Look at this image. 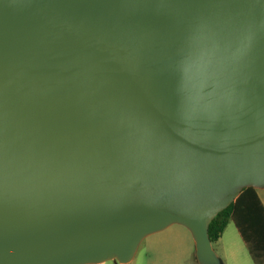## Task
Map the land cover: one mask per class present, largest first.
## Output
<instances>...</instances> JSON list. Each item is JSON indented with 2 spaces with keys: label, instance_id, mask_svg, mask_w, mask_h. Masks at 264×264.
Wrapping results in <instances>:
<instances>
[{
  "label": "water",
  "instance_id": "water-1",
  "mask_svg": "<svg viewBox=\"0 0 264 264\" xmlns=\"http://www.w3.org/2000/svg\"><path fill=\"white\" fill-rule=\"evenodd\" d=\"M264 189V0H0V264L130 262Z\"/></svg>",
  "mask_w": 264,
  "mask_h": 264
},
{
  "label": "rangeland",
  "instance_id": "rangeland-1",
  "mask_svg": "<svg viewBox=\"0 0 264 264\" xmlns=\"http://www.w3.org/2000/svg\"><path fill=\"white\" fill-rule=\"evenodd\" d=\"M264 200V189H257ZM212 249L222 264H255L233 221H229ZM99 264H120L107 260ZM127 264H198L191 233L182 225L172 224L146 236Z\"/></svg>",
  "mask_w": 264,
  "mask_h": 264
},
{
  "label": "trees",
  "instance_id": "trees-1",
  "mask_svg": "<svg viewBox=\"0 0 264 264\" xmlns=\"http://www.w3.org/2000/svg\"><path fill=\"white\" fill-rule=\"evenodd\" d=\"M233 221L255 264H264V206L251 187L239 195L208 224L211 244L219 239L229 221Z\"/></svg>",
  "mask_w": 264,
  "mask_h": 264
},
{
  "label": "crops",
  "instance_id": "crops-1",
  "mask_svg": "<svg viewBox=\"0 0 264 264\" xmlns=\"http://www.w3.org/2000/svg\"><path fill=\"white\" fill-rule=\"evenodd\" d=\"M257 190V189H256ZM257 194H258V196H259V198H260V200H261V202H262V204H263V206H264V200L261 198V196L259 195V193H258V191H257ZM212 245V244H211Z\"/></svg>",
  "mask_w": 264,
  "mask_h": 264
}]
</instances>
